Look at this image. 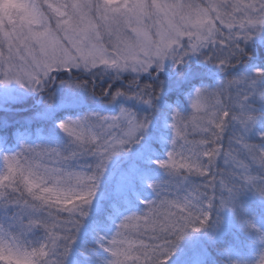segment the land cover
Returning a JSON list of instances; mask_svg holds the SVG:
<instances>
[{
    "label": "snow or ice",
    "instance_id": "1",
    "mask_svg": "<svg viewBox=\"0 0 264 264\" xmlns=\"http://www.w3.org/2000/svg\"><path fill=\"white\" fill-rule=\"evenodd\" d=\"M29 99L0 264H264V0H0V111Z\"/></svg>",
    "mask_w": 264,
    "mask_h": 264
},
{
    "label": "rangeland",
    "instance_id": "2",
    "mask_svg": "<svg viewBox=\"0 0 264 264\" xmlns=\"http://www.w3.org/2000/svg\"><path fill=\"white\" fill-rule=\"evenodd\" d=\"M35 101L33 99H29L25 104L20 105V104H12L9 106L8 109L14 110V111H19L21 108H25L30 112L32 111V106L34 105ZM24 111H19L18 113L16 112H6V111H0V118L7 117L10 120L18 119V117L15 114H21V113H26ZM15 115V116H14Z\"/></svg>",
    "mask_w": 264,
    "mask_h": 264
},
{
    "label": "trees",
    "instance_id": "3",
    "mask_svg": "<svg viewBox=\"0 0 264 264\" xmlns=\"http://www.w3.org/2000/svg\"><path fill=\"white\" fill-rule=\"evenodd\" d=\"M31 112V111H30ZM30 112H26V113H21V114H15L18 118H20V117H22V116H25V115H28V114H30ZM14 115V116H15ZM249 258H254L255 257V252L254 251H252V252H249V253H247L246 254Z\"/></svg>",
    "mask_w": 264,
    "mask_h": 264
}]
</instances>
